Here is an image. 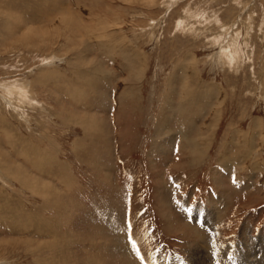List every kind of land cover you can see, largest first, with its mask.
Returning a JSON list of instances; mask_svg holds the SVG:
<instances>
[{"label":"rangeland","instance_id":"rangeland-1","mask_svg":"<svg viewBox=\"0 0 264 264\" xmlns=\"http://www.w3.org/2000/svg\"><path fill=\"white\" fill-rule=\"evenodd\" d=\"M197 244L264 264V0H0V264Z\"/></svg>","mask_w":264,"mask_h":264},{"label":"bare ground","instance_id":"bare-ground-1","mask_svg":"<svg viewBox=\"0 0 264 264\" xmlns=\"http://www.w3.org/2000/svg\"><path fill=\"white\" fill-rule=\"evenodd\" d=\"M220 54V53H219ZM230 56V55H229ZM219 58V57H218ZM228 60V59H227ZM11 90V89H10ZM11 93V92H10ZM214 220V219H213ZM205 222H207V225L210 227L211 225H209V224H212L211 223V221H207V220H205ZM214 222V221H213ZM207 231V230H206ZM203 236H205L204 234H203ZM202 239H204V243H205V241H206V239H205V237H202ZM198 244H200V243H198ZM198 244H197V247L192 251V253L191 254H194V258H192V260L191 261H196V264H202L203 262H202V258L201 257H203V255H202V253L200 252V250L198 249ZM203 246V245H202ZM194 247V246H193ZM264 250V249H263ZM261 251V250H260ZM216 252H218L219 254H226V260H224V261H226L225 262V264H232V260L233 259H231V258H229L228 256L229 255H227V253H224L221 249H215V253ZM253 252H256V248L254 249V251ZM190 254V255H191ZM247 254V253H246ZM255 254V253H254ZM199 256H201V257H199ZM192 257V256H191ZM249 259V258H248ZM201 260V261H200ZM243 260V259H242ZM198 261V262H197ZM213 262V258H212V260L209 262L210 264ZM243 262V261H242ZM246 263V262H245ZM255 263V262H254ZM258 263V262H257ZM213 264H219V263H217V262H213ZM222 264V263H221ZM238 264V263H237Z\"/></svg>","mask_w":264,"mask_h":264},{"label":"crops","instance_id":"crops-1","mask_svg":"<svg viewBox=\"0 0 264 264\" xmlns=\"http://www.w3.org/2000/svg\"><path fill=\"white\" fill-rule=\"evenodd\" d=\"M113 124H114V126L116 127V124L115 123H111V125H112V127H113ZM114 130V129H113ZM114 135H115V139H118L116 136H117V130L115 129L114 131ZM117 141V140H116ZM116 141H115V144H117L116 143ZM115 148H116V146H115Z\"/></svg>","mask_w":264,"mask_h":264}]
</instances>
